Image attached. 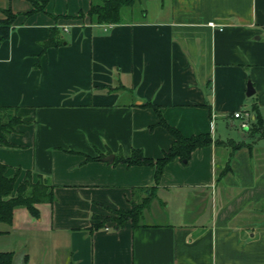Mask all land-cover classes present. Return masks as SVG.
<instances>
[{
	"label": "crops",
	"instance_id": "0c3cea01",
	"mask_svg": "<svg viewBox=\"0 0 264 264\" xmlns=\"http://www.w3.org/2000/svg\"><path fill=\"white\" fill-rule=\"evenodd\" d=\"M91 2L0 0V19L16 13L0 37V104L24 120L0 162L17 183L45 177L54 195L0 222V251L13 264H264V138L241 126L257 105L264 127V0H136L117 23H92ZM53 27L63 42L45 48ZM144 102L214 140L168 162L157 184L154 166L119 159L172 145ZM154 184L138 224L92 228Z\"/></svg>",
	"mask_w": 264,
	"mask_h": 264
},
{
	"label": "trees",
	"instance_id": "16d2710c",
	"mask_svg": "<svg viewBox=\"0 0 264 264\" xmlns=\"http://www.w3.org/2000/svg\"><path fill=\"white\" fill-rule=\"evenodd\" d=\"M33 3L35 9H44L47 0H42L37 4L36 0H29ZM136 0H92L87 15L92 23H117L121 21V11L124 6H133ZM6 18L0 19V37L7 38L11 25L16 18V13L10 7L3 10ZM84 16V12H80ZM63 40L59 36L55 27L51 29L49 38L44 42V47L59 45ZM141 106L153 107L159 117L158 125H163L173 136V142L170 148L158 158L146 156L142 149L134 148L128 157L119 159L128 165H151L155 167V183L157 184L165 165L176 157L187 160L193 150L211 145L213 136L209 132H200L189 136L184 135L179 128L166 121L159 106L152 102H144ZM254 119L250 120L248 125L249 136L264 138L263 119L260 115L258 106L253 107ZM23 118L18 113L17 106L0 104V145H9V134L15 131L17 125L23 122ZM257 136V137H258ZM245 144L244 141L235 143L234 147ZM90 158V157H88ZM7 164L0 162V222L11 223L14 210L18 206H27L32 212L37 214L36 203L41 201H52L53 185L43 176H39L36 181L27 172L26 177L17 183L19 170L13 175L7 174ZM156 184L147 186L145 189L147 195L141 202H132V207L126 209H116V216H103L102 221L92 226L97 228L103 226L107 221H115L116 227H121L126 220H132L138 224L144 208L148 205L150 198L155 194ZM0 264H13V252L0 251Z\"/></svg>",
	"mask_w": 264,
	"mask_h": 264
},
{
	"label": "built area",
	"instance_id": "2783aa9c",
	"mask_svg": "<svg viewBox=\"0 0 264 264\" xmlns=\"http://www.w3.org/2000/svg\"><path fill=\"white\" fill-rule=\"evenodd\" d=\"M211 24H213V22H211ZM234 116H235V117H241V116H242L241 111H240V110L235 111V112H234ZM241 126H242V127H244V126L247 127L248 124H247V122L243 121V122L241 123Z\"/></svg>",
	"mask_w": 264,
	"mask_h": 264
},
{
	"label": "water",
	"instance_id": "95a60500",
	"mask_svg": "<svg viewBox=\"0 0 264 264\" xmlns=\"http://www.w3.org/2000/svg\"><path fill=\"white\" fill-rule=\"evenodd\" d=\"M248 89L254 91L252 83L250 81L248 82ZM251 93H252L251 91L248 92V94H251ZM112 157H113V155H111V158ZM109 159H110L109 157H106V160H109Z\"/></svg>",
	"mask_w": 264,
	"mask_h": 264
},
{
	"label": "rangeland",
	"instance_id": "374dc122",
	"mask_svg": "<svg viewBox=\"0 0 264 264\" xmlns=\"http://www.w3.org/2000/svg\"><path fill=\"white\" fill-rule=\"evenodd\" d=\"M138 3V2H137ZM134 16H136V15H134ZM245 138H247V136H245ZM264 144V143H263ZM114 210H116V209H114ZM114 210H111V211H113V212H110L111 213V215H109V216H116V212H114ZM3 237H0V242H3V240L4 239H2Z\"/></svg>",
	"mask_w": 264,
	"mask_h": 264
}]
</instances>
